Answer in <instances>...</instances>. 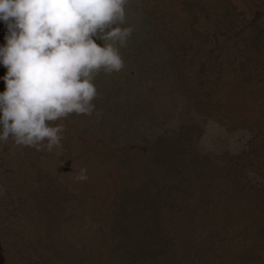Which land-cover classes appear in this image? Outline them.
Segmentation results:
<instances>
[{"label":"rangeland","instance_id":"374dc122","mask_svg":"<svg viewBox=\"0 0 264 264\" xmlns=\"http://www.w3.org/2000/svg\"><path fill=\"white\" fill-rule=\"evenodd\" d=\"M126 9L102 115L59 154L0 146V264H264V0Z\"/></svg>","mask_w":264,"mask_h":264},{"label":"clouds","instance_id":"9594fccd","mask_svg":"<svg viewBox=\"0 0 264 264\" xmlns=\"http://www.w3.org/2000/svg\"><path fill=\"white\" fill-rule=\"evenodd\" d=\"M128 0H0V146L59 154L70 115H92L101 70L125 68ZM6 191L0 185V194Z\"/></svg>","mask_w":264,"mask_h":264},{"label":"bare ground","instance_id":"6f19581e","mask_svg":"<svg viewBox=\"0 0 264 264\" xmlns=\"http://www.w3.org/2000/svg\"><path fill=\"white\" fill-rule=\"evenodd\" d=\"M28 224H26L24 221L21 222V227H26ZM31 229V228H30Z\"/></svg>","mask_w":264,"mask_h":264}]
</instances>
